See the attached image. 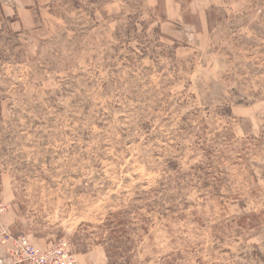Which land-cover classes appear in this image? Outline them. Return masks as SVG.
<instances>
[{
    "label": "rangeland",
    "instance_id": "1",
    "mask_svg": "<svg viewBox=\"0 0 264 264\" xmlns=\"http://www.w3.org/2000/svg\"><path fill=\"white\" fill-rule=\"evenodd\" d=\"M176 1L0 0L13 235L76 264H264V0Z\"/></svg>",
    "mask_w": 264,
    "mask_h": 264
},
{
    "label": "built area",
    "instance_id": "2",
    "mask_svg": "<svg viewBox=\"0 0 264 264\" xmlns=\"http://www.w3.org/2000/svg\"><path fill=\"white\" fill-rule=\"evenodd\" d=\"M0 242L11 243L10 256L15 264H76L75 256L68 244L41 250L25 236H15L0 225Z\"/></svg>",
    "mask_w": 264,
    "mask_h": 264
},
{
    "label": "crops",
    "instance_id": "3",
    "mask_svg": "<svg viewBox=\"0 0 264 264\" xmlns=\"http://www.w3.org/2000/svg\"><path fill=\"white\" fill-rule=\"evenodd\" d=\"M145 1L147 2V0ZM150 1L156 7L160 5L162 1H164L169 5L168 15L165 17V20L180 18L182 14L183 10L181 3L180 2L178 3L176 0H154V1L150 0ZM176 6H178V8H175ZM31 12L32 10L29 9L19 11V16L22 22L21 25H23V28L25 29L30 28L31 25L34 23L33 15ZM13 221H14L13 217L9 211H6L4 214L0 215V223L9 230L10 228H8V226L12 225ZM11 247H12L11 243H5V244L0 243V264H15L12 257L10 256Z\"/></svg>",
    "mask_w": 264,
    "mask_h": 264
}]
</instances>
